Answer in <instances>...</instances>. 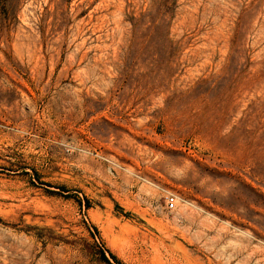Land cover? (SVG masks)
<instances>
[{"label": "rangeland", "instance_id": "1", "mask_svg": "<svg viewBox=\"0 0 264 264\" xmlns=\"http://www.w3.org/2000/svg\"><path fill=\"white\" fill-rule=\"evenodd\" d=\"M0 264H264V0H0Z\"/></svg>", "mask_w": 264, "mask_h": 264}, {"label": "built area", "instance_id": "2", "mask_svg": "<svg viewBox=\"0 0 264 264\" xmlns=\"http://www.w3.org/2000/svg\"><path fill=\"white\" fill-rule=\"evenodd\" d=\"M164 202H165V208L167 210H175L178 208V206H184V205H191V202L177 193L170 191V190H164Z\"/></svg>", "mask_w": 264, "mask_h": 264}, {"label": "trees", "instance_id": "3", "mask_svg": "<svg viewBox=\"0 0 264 264\" xmlns=\"http://www.w3.org/2000/svg\"><path fill=\"white\" fill-rule=\"evenodd\" d=\"M102 260L105 262H109L108 258L105 256L104 252H101ZM110 257L115 260L117 263H120L119 260L116 258V256L112 253H110Z\"/></svg>", "mask_w": 264, "mask_h": 264}]
</instances>
